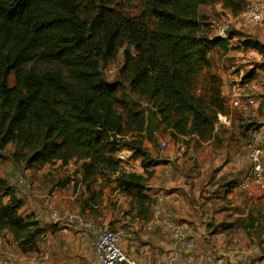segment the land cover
I'll return each instance as SVG.
<instances>
[{
  "label": "trees",
  "instance_id": "1",
  "mask_svg": "<svg viewBox=\"0 0 264 264\" xmlns=\"http://www.w3.org/2000/svg\"><path fill=\"white\" fill-rule=\"evenodd\" d=\"M85 1L0 0V146L15 145L33 167H66L76 160L87 184L116 175L118 190L148 210L155 204L145 194L150 164L144 158L137 174L120 172L116 160V138L143 133L147 122L142 112L118 101L124 83L153 107L174 142L193 136L207 142L218 114H227L217 82H209L208 92L196 91L198 78L211 68V54L235 48L264 58V44L246 39L234 47V32L209 36L199 8L221 1L237 14L232 0H147L141 18L111 13L103 6L107 0L90 7ZM123 49L121 80L111 84L103 68ZM255 76L250 72L244 79ZM132 145L142 153L140 143ZM103 191L102 185L98 192L87 186L81 211H94ZM22 208L0 178V232L11 234L21 254L34 255L45 230L35 214L22 217ZM247 219L235 227L246 228Z\"/></svg>",
  "mask_w": 264,
  "mask_h": 264
},
{
  "label": "rangeland",
  "instance_id": "2",
  "mask_svg": "<svg viewBox=\"0 0 264 264\" xmlns=\"http://www.w3.org/2000/svg\"><path fill=\"white\" fill-rule=\"evenodd\" d=\"M86 1L83 5L90 7L89 2L100 5L102 0ZM232 1L238 6L239 12L237 14H233L232 11L225 8L221 1L214 3L212 1L199 8L200 22L203 26H208L209 36L216 37L217 35L221 36L222 32L226 35L234 32L237 34L231 41L234 47L238 46V42L246 39L257 40L264 44V0ZM146 2L147 0H107L103 6L111 13L130 18H141L144 14ZM258 2L263 5L262 21L261 23H254L245 15V11L249 4ZM124 50H121L117 58L103 68L106 80L111 84L121 80L120 71L124 66ZM210 60L211 68L197 80V94L208 92L209 82L211 84L217 82L225 100L227 114H229L230 106L227 102L229 99L224 96V91L236 80H241V85L245 83L246 80L244 78L250 72L262 77L263 74H260L258 70L262 69L264 72V58L250 50L245 51L233 48L228 53L214 51L210 56ZM257 79L259 80L260 77ZM10 83H14L13 78H11ZM262 87L260 86L259 88ZM255 98L257 99L256 95ZM117 99L121 103H128L132 109L142 112L147 120L143 133H129L125 137L116 138V143L119 147L116 160L120 164V172L142 174V161L144 158L150 164V168H161L164 162L160 159L162 155L172 151L176 153L181 150V148L174 150L176 146L171 139V132L160 123L153 107L146 100L130 92L125 83L117 95ZM233 111L236 113L234 114V119L237 120V127L235 126V128H244L240 113L238 114L237 110ZM247 126H249V129L252 128V131H259L261 127L257 123H251ZM232 134L233 132L217 134V138L219 139L218 136H220L221 140L216 139L217 142L214 144L212 142L214 151H224L227 155L231 152L240 156L248 154L247 152H250L254 140L248 145V142L238 140L234 137L235 135H233L234 138L232 139ZM227 135L229 136L227 137ZM133 142L140 143L142 153L136 152L132 145ZM162 142L168 145L166 146L169 150L162 147ZM173 144L174 148L172 147ZM183 150L185 156L188 157L189 152L186 149ZM120 157L125 158V161L120 159ZM24 158L25 155L15 145L9 144L5 148L0 146V178L7 182L16 197L23 202V208L20 211L21 216L26 217L35 214L36 219L38 217L40 218L39 220H43V224H47L45 226L49 228H58V225L53 223L55 222L51 211L53 208L60 214L79 213L93 225L107 229L102 224H98L100 223L99 218L106 219L109 216L111 217L120 208V199L123 200L124 197H128L123 191L118 190L115 183L116 175L99 178L98 182L91 181L90 184H87L83 181L84 173L80 168L82 163L76 160H73L66 167L60 163L33 167L26 163L29 158H26V160ZM211 170L213 173L215 172L218 180L216 187H221V191H218L219 193L215 195L218 197V204L222 205V216H225V222L217 220L219 225L213 222V230L217 231L219 228L221 232L226 233V236H222L219 240L213 236V239L209 238L208 241H204V244L192 250V253L194 251V255L197 258L206 257L205 250L207 248L204 245H213V256H209V261H214L218 256L222 258L218 251L223 250V253L220 254H230V257L224 260L226 264H264V192L255 190L254 196L249 199L244 191L237 190V183L241 179L239 175L242 176L243 173L239 172V175L234 173V168L229 161L219 160L217 163H213ZM233 175H238V177L228 180L229 176ZM101 185L104 186V191L99 201V207L94 209V211L90 212L87 210L83 213L81 209L88 198L87 186L90 191L98 192ZM201 187L204 188V185L202 184ZM248 216L247 227L239 233L237 231L238 228L233 227L234 223L237 222L236 220L246 219ZM45 231L47 232L48 229H45ZM70 231L76 236V230L71 229ZM7 238H12L8 231L0 232V242H2L0 247L3 242L8 240ZM7 242H9L7 244L11 254L14 253L16 251L14 242ZM1 253L5 254L4 251H0ZM38 258L40 259V257ZM205 264H208V262H205Z\"/></svg>",
  "mask_w": 264,
  "mask_h": 264
},
{
  "label": "crops",
  "instance_id": "3",
  "mask_svg": "<svg viewBox=\"0 0 264 264\" xmlns=\"http://www.w3.org/2000/svg\"><path fill=\"white\" fill-rule=\"evenodd\" d=\"M258 71L264 77L263 70L259 69ZM259 77L261 78V75H256L251 81H245L249 88L245 86L242 90L245 94L256 95L258 100V108L254 114L245 116L237 111L242 117L241 121L242 125L245 126L244 128H235V126L237 127V120L234 119V114L236 113L229 108L230 113L225 115L228 123L215 126L213 139L203 142L197 136L180 138L178 142H174L176 146L174 150L181 148L180 151L176 153L172 151L162 155L160 159L164 162L161 168H149L153 175L147 183L145 194L154 199L155 204H157L156 200L158 197H164L161 206V216L153 224L151 231H147L146 226L152 220L153 210L156 205L154 204L148 210L141 211L139 206L136 203H132L129 197H124L123 200L120 199V208L111 217L109 216L106 219L99 218L100 223L98 224L122 234L121 248L137 263L168 264L173 255H175L173 264L213 263V261L208 260L210 255L213 256V245H204L207 248L205 250L206 257L197 258L194 255V251L192 253V250L204 244V241H208L209 238L213 239V236H215L219 240L222 236H226V233L221 232L219 228L217 232L213 230V222L219 225L217 220L225 222V216H222L221 211H223V208H221V204H218L219 200L215 195L219 193L218 191H221V187H216L218 180L211 168L213 163H217L219 160L229 161L234 168V173H238V175L240 174L239 172L243 173L242 176L239 175L241 179L236 186L237 190H242L240 183L249 173L250 162L249 151L245 156H240L233 152L227 155L224 151H214L212 142L214 144L220 139V136H218L219 139L217 138V134L219 135L221 132H233L232 139L235 137L238 140L248 142L249 145L254 140L256 133L262 136V148L264 150V86L259 88L260 84L257 79ZM228 89L229 87L224 91V96L230 100ZM229 100H227L228 103ZM251 123L261 125L260 130L252 131V128L246 127V125ZM253 132L255 133L252 135ZM233 135L235 136L233 137ZM162 144L167 145L164 142ZM167 146L164 149L169 150ZM183 149L189 152L188 157L185 156ZM238 175L229 176L228 180L236 178ZM202 184L204 188L201 187ZM39 219L37 217V220ZM39 222L41 228L44 230L48 229L47 232L45 231L43 241L39 245V253L23 255L14 243L16 251L11 254L7 244L9 242L7 241H12V238H7L8 240L3 242L0 251L10 255L18 264H100L94 256L90 245L92 235L88 233L86 239L81 240L82 235L85 234L79 231H76L77 234L75 233V236L70 231L71 228L62 229L63 225L60 223L53 222L58 225V228H49L45 226L47 224H43V220H39ZM235 223L233 227H235ZM171 224L183 232L185 237L194 240L195 245L192 249L183 250L180 248L169 228ZM59 230L60 232H58ZM241 230L237 229L239 233H241ZM220 253H223V250H219L218 254L222 255L224 260L230 257L229 253ZM204 258L205 260H203Z\"/></svg>",
  "mask_w": 264,
  "mask_h": 264
},
{
  "label": "built area",
  "instance_id": "4",
  "mask_svg": "<svg viewBox=\"0 0 264 264\" xmlns=\"http://www.w3.org/2000/svg\"><path fill=\"white\" fill-rule=\"evenodd\" d=\"M263 5L258 3H251L247 6L245 15L250 18L254 23H261L262 21ZM222 38H226V34L222 32ZM241 80H236L229 85V106L230 109L237 110L245 116L254 114L257 110L258 102L254 95L245 94L242 92L243 87H248L247 83L240 84ZM260 86H264V77L259 79ZM228 123L227 117L222 114H218L217 123L215 126L226 125ZM262 136L255 134L254 143L249 152V162L251 163V169L249 173L244 177L240 184L241 189L246 193L247 197L251 199L254 196L255 190L264 192V150L262 148ZM165 148L166 145L162 144ZM125 161V158L120 157ZM164 197L157 198V204L153 210V217L150 223L146 226L147 231H151L153 224L159 220L161 216V206L163 204ZM52 217L56 223L63 224L66 229H74L85 234L82 235L81 240L86 239L88 233L92 235L90 239V245L92 252L100 264H139L137 263L127 252L121 248L122 234L120 232L112 231L110 229L101 228L88 222L79 213H64L60 214L58 211L52 208ZM174 237L177 240L180 248L183 250H190L194 247V240L185 237V234L181 232L175 225H170ZM65 233V231H63ZM175 255L171 256L168 264H173ZM0 264H18L16 260L9 257L6 254H0ZM212 264H226L222 258H216Z\"/></svg>",
  "mask_w": 264,
  "mask_h": 264
}]
</instances>
